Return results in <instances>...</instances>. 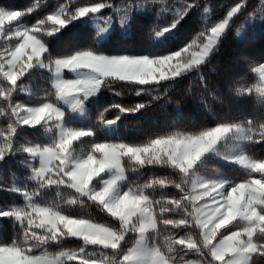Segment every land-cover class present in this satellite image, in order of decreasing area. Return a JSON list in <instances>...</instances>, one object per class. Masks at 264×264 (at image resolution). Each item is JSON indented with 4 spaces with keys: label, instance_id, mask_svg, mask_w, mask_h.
<instances>
[{
    "label": "snow or ice",
    "instance_id": "6c2138e0",
    "mask_svg": "<svg viewBox=\"0 0 264 264\" xmlns=\"http://www.w3.org/2000/svg\"><path fill=\"white\" fill-rule=\"evenodd\" d=\"M259 3L261 19H264V0ZM156 5L159 0H123L120 4L110 0L94 3L86 0L81 5L68 0L32 25L23 21L38 4L20 10L0 5V39L10 45L0 51V118H3L0 165L17 158V163L28 169L27 179L35 182L30 190L0 185V189L15 192L25 201L23 206L0 209V219L10 220L14 229L10 240L0 242V264H61V258L71 264H177L178 259L181 264H250L254 257H264V157L249 152L236 156L233 162L245 169V175L227 187L225 181L204 179L194 171L204 154L228 137L250 145L264 143V119H248L243 124L221 120L205 130L155 134L138 144L93 143L83 158L73 156V141H81L93 133L63 126L64 113L58 102L68 103L75 109L109 78L141 86L168 81L167 89L175 78L196 75L201 87L207 89L210 82L201 74L203 67L229 36L231 26L241 18L246 24L253 15L250 7L255 6L250 0H232L226 14L205 24L202 31L186 38L176 50L153 54L152 58L126 53L94 54L89 50L55 58L42 42L72 20L88 15L95 17L102 9L111 10L101 17L105 25L116 17L123 24L134 8L152 11ZM201 9L204 13L209 11L200 0H179L171 9L173 17L167 26L159 30L153 28L152 32L161 36L175 28L189 11ZM6 20L16 24L5 28ZM246 65V71L258 74L259 81L237 91L264 102V60L256 64L248 61ZM34 67L49 71L50 87L36 106H28L15 101L13 94L24 90L25 78H31ZM64 69L74 73L75 78H64ZM209 95L213 94L209 92ZM204 106L207 107L206 102ZM111 107L124 114L135 113L144 105ZM98 119L112 125L119 116L106 120L102 112ZM37 125L45 132L54 133L49 144L17 141L20 129L37 128ZM125 158L138 167L159 165L167 168L171 175L153 177L121 191L118 181L124 179L122 162ZM106 172L112 175L99 179ZM97 180L100 186L93 189V182ZM61 185L100 205L117 223L106 226L73 218L61 214L57 206L35 202L41 189ZM166 186L175 188L176 193L158 199H149L145 194L146 189ZM67 203L77 201L70 199ZM129 233L135 235L136 247L124 251L122 244ZM153 233L152 246L144 248L145 235ZM66 237H76L84 245L54 256L44 250L48 243Z\"/></svg>",
    "mask_w": 264,
    "mask_h": 264
},
{
    "label": "trees",
    "instance_id": "16d2710c",
    "mask_svg": "<svg viewBox=\"0 0 264 264\" xmlns=\"http://www.w3.org/2000/svg\"><path fill=\"white\" fill-rule=\"evenodd\" d=\"M85 2L86 0H75L76 5ZM87 2L94 3L96 0H87ZM110 2L120 4L123 0H110ZM178 2L179 0H159V5L154 6L152 11L134 8L129 13L127 22L123 24L120 23L118 17L113 18L110 23L112 25L110 32L103 40H99L96 29L91 25L72 20L60 28L56 34L48 36L46 41L42 39V42L45 43L48 53L55 58H62L78 50H89L94 54L105 55L122 53L147 55L152 58L153 54L163 55L169 50H176L186 38L195 36L197 32L202 31L205 24L212 23L223 13L226 14V7L232 0H200L201 4L209 8L207 13H204L203 9L189 11L171 31L164 32L161 36H155L152 29L159 30L167 26L173 17L171 9ZM64 3H68V0H0V5L17 10L38 4L35 11L28 14L23 21L28 25L52 14ZM250 3L255 6L250 7L253 15L249 17L248 22L244 24V18H241L240 21L233 24L229 36L211 55L208 64L203 67L201 74L210 82L207 89L201 87L199 77L196 75L175 78L167 89H165V84H168V81L141 86L134 82L106 79L97 94L85 100L86 122L65 117L67 125H72L75 129L90 130L93 133L90 137L81 138L79 144L87 148L91 147L93 143L138 144L153 138L155 134L205 130L215 126L217 121L221 120L243 124L248 119H264V102L258 101L253 95H240L237 91V89L252 86L257 82V74L246 71L247 62L256 64L264 60V19H261L259 0H250ZM101 11L102 13L96 16L102 20L101 17L104 14H109L111 10L102 9ZM15 24V21H11L6 25V28ZM42 35L43 33H41ZM3 49L1 47L0 51ZM66 76L69 77L67 74ZM49 80L50 73L48 71L37 67L33 68L31 78L26 77L22 85L24 90L16 91L13 94V99L28 106H36L37 101L47 94L50 87ZM209 92L213 95H209ZM181 97H183L182 100ZM177 100L180 102L176 103ZM205 102L207 107L204 106ZM137 104H143L144 107L135 113L121 114L118 108L111 107L119 105L123 108H132ZM106 109L107 111H105ZM102 112L106 120L119 116L115 122L116 129L113 134L100 132L103 123L99 121L98 117ZM2 120L0 118V122ZM36 127L20 129L16 136L17 141L20 143L28 141L32 145L49 144L48 141L54 137V134L45 132L38 125ZM245 151L246 154L249 152L254 156L264 157V143L255 145L247 143ZM211 162L214 166L229 171L227 166L215 160ZM122 166L125 168L123 189H127L129 185L143 184L153 177L171 175L167 168L159 165L137 167L127 159L122 162ZM28 175L27 167L17 163V158H10L6 165H0V185L5 188L16 186L30 190L35 186V182L27 179ZM223 176L231 178L228 174ZM175 193L176 189L171 186H166L163 189L157 187V189L145 190L149 199H158ZM72 196L74 195L72 194ZM83 200L88 204L86 207L89 214L87 215L92 220L104 223L106 226L117 223L107 213H101L96 203ZM23 204L24 200L19 194L0 189V209L23 206ZM62 213L77 217V215H70L66 211H62ZM13 234L14 229L11 221L0 219V242L10 240ZM152 236V234L148 235L150 245H152ZM133 238L134 236H131V240ZM131 245L132 242H124L122 250L127 251ZM81 246V240L72 238L60 241L59 245H45L44 250L50 255H55L60 250L75 251ZM62 260L64 264H71V261L65 258ZM250 264H264V257H254Z\"/></svg>",
    "mask_w": 264,
    "mask_h": 264
},
{
    "label": "rangeland",
    "instance_id": "374dc122",
    "mask_svg": "<svg viewBox=\"0 0 264 264\" xmlns=\"http://www.w3.org/2000/svg\"><path fill=\"white\" fill-rule=\"evenodd\" d=\"M58 9H59V7H58ZM75 20L79 21L81 23L89 24L93 28H95L97 31V35H98L99 40H103L107 37L108 33L110 32V28L112 26L111 24L105 25L103 23V21L98 16L93 17L91 15H88V16L81 17V18H78ZM9 22H11V21H7V20L5 21V25H4L5 28ZM101 28H103L104 31L101 32V30H100ZM54 34H56V32ZM8 46H10V45L5 40L0 39V48L1 47L5 48ZM25 59H26V57H25ZM37 68L42 69V70H46V69L41 68V67H37ZM46 71H48V70H46ZM63 71H64V73L62 75L64 78H68V79L75 78V74L70 72L68 69H64ZM66 74L69 77H67ZM256 77H257L256 81L258 82L259 81L258 74ZM97 92H98V90L94 94L89 95L86 99H89L90 97L95 96L97 94ZM41 96H43V95H41ZM86 99H84L83 103L75 109L70 108L68 103L58 102V106L60 107L61 111L64 113V117H63L62 122H61L63 126L72 127V125L69 126L66 124V118H65L66 116L72 120L79 121V122H86L87 121V117L85 115L86 114V105H85ZM41 123H43V121ZM115 129H116V123H114L112 125L103 124L101 129H100V132L106 133V134H113L115 132ZM50 134L52 135L54 133L50 132ZM53 138L48 142L50 143L53 140ZM79 143H80V141H73V145H74L73 156L74 157L79 156V157L83 158V156L88 151H90V147L89 148L83 147ZM247 143L248 142H245V141L235 140L232 137H228V138L218 142L217 145L214 146V148L212 150H210L208 153L204 154V156L201 158V161L195 166L194 171H196L197 175L203 177L204 179H213V180H218V181H225V182H227L225 185L226 187L229 185H232L236 182H239L245 175V169L241 165H239V163L233 162V160L236 156L246 154L245 146ZM221 154H224L225 156H228L229 158H222ZM125 159H127V158H125ZM214 160L216 162H219V163L227 166L229 168V171L222 169V168H219L218 166H214L213 163L211 162ZM130 163L137 166L134 162H130ZM227 174L230 175L229 177H231L233 179L225 178L223 176V175L226 176ZM101 175L102 176L99 179H104V178H107L110 175H112V173L106 172V173L101 174ZM234 176H236L238 178L236 179ZM236 180H239V181H236ZM123 183H124V179L121 181H118V188L121 191L126 190V189H123L124 188ZM61 186H59V187L51 186V187H48L47 189H41L40 195L35 198V202L47 203L49 205L57 206L58 210L61 211V214H63L62 211H66L70 215H77V217L71 216L73 218L88 219L93 223H97L94 220H92L91 217H89L87 215V214H89L88 208L86 207L88 204L84 202L85 200H83V199H86V201H89L87 199V197L76 193L75 190L67 188L66 186H63V185H61ZM99 186H100L99 180L93 182V185H92L93 189H96ZM72 194L74 196H72ZM69 198L77 201V203L69 205L67 203ZM89 202L93 203L92 201H89ZM24 203H25V201H24ZM94 204H95V202H94ZM98 206H99L98 209H100L101 213H106L102 210L100 205H98ZM186 234H188V233H186ZM148 235L149 234L145 235V240L143 242L144 248H150L152 246L149 243L150 240H148ZM152 235L154 236L155 234L153 233ZM131 236H134L133 240H131ZM72 238L78 239L76 237H66L60 241H64L66 239H72ZM78 240H80V239H78ZM60 241L50 242L47 245H50V244H52V245L58 244L59 245ZM135 241H136V237L132 233H129L125 237L126 243L132 242V245L128 249L136 247ZM81 242H82V245H84V242L82 240H81ZM85 247L90 248V246H85ZM60 251H73V250H60ZM62 259H64V258H61V264H64V261ZM177 264H181V261H177Z\"/></svg>",
    "mask_w": 264,
    "mask_h": 264
},
{
    "label": "clouds",
    "instance_id": "9594fccd",
    "mask_svg": "<svg viewBox=\"0 0 264 264\" xmlns=\"http://www.w3.org/2000/svg\"><path fill=\"white\" fill-rule=\"evenodd\" d=\"M71 198H69V200H70Z\"/></svg>",
    "mask_w": 264,
    "mask_h": 264
}]
</instances>
